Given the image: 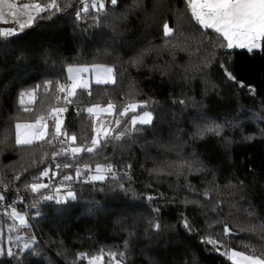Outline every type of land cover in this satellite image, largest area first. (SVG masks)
Returning a JSON list of instances; mask_svg holds the SVG:
<instances>
[{
  "label": "trees",
  "instance_id": "obj_1",
  "mask_svg": "<svg viewBox=\"0 0 264 264\" xmlns=\"http://www.w3.org/2000/svg\"><path fill=\"white\" fill-rule=\"evenodd\" d=\"M79 1L57 0L62 11L36 14L22 32L0 37V187L27 196L25 224L33 229L24 238L25 224L0 208V264H88L82 257L100 249L115 254L98 259L103 264H234L232 250L264 259V47H221L226 41L195 21L187 0H103L102 10L80 5L77 17ZM93 63L111 66L113 81L70 96L65 67ZM225 68L254 91L228 80ZM33 89L20 104L18 94ZM109 103L107 132L93 147L99 121L87 107ZM129 103L138 106L125 111ZM54 105L65 109L61 131L76 140L59 144L46 117L43 140L16 145L15 122L45 117ZM144 110L151 122L133 125ZM214 125L223 128L219 136L198 135ZM71 147L83 151H64ZM97 164L117 174L103 168L105 179L93 181ZM51 166L52 187L32 192ZM67 191L74 195L62 199Z\"/></svg>",
  "mask_w": 264,
  "mask_h": 264
},
{
  "label": "snow or ice",
  "instance_id": "obj_2",
  "mask_svg": "<svg viewBox=\"0 0 264 264\" xmlns=\"http://www.w3.org/2000/svg\"><path fill=\"white\" fill-rule=\"evenodd\" d=\"M112 5H117V0H111ZM9 14L12 16H15L16 13L13 11V9L16 8L15 4H8ZM88 4H85L82 11H88ZM92 8H95L97 10H102L105 8V4L103 0H93ZM187 7L191 10V16L197 21L200 25H202L204 28H210L214 29L216 33L220 34L223 37V40L226 41V45L221 44V47H227V48H233L234 46L245 48L247 47L249 52H252L254 49L264 47V0H187ZM25 9H31V11L28 13L27 20L23 22H19L18 26L19 28L23 29L26 26H31L34 23L35 14H40L42 12H45L48 9H54L55 11L59 12L62 11V9L57 4V0H49V2L45 5H41L40 3L36 2L31 5L25 4ZM4 15L3 10L0 9V17ZM77 17H79L80 12L78 11L76 13ZM163 32L165 36H168L172 33V28L169 27L167 23H164L163 25ZM15 35V29L13 28H7V29H0V37H4L5 40H7L8 37H13ZM6 46V45H5ZM142 56V53H141ZM140 57H137L139 59ZM135 62V61H134ZM96 75H97V83H103L108 80L112 79L111 68H106L102 66H94ZM223 67V65H221ZM86 69L81 67L76 69L75 71L80 73L84 72ZM73 69L69 68V72H72ZM225 75L227 76L228 80L235 82L238 84L241 88L247 87L249 91H254L252 85H245L242 80H238L235 75L231 71H228V69H224ZM70 79L72 80V83L68 86L69 95H73L76 88L80 86H87L86 84H81V78L79 76H71ZM50 83V82H46ZM60 90L63 91V86L60 87ZM33 90H28L25 92H20L18 95L20 97L19 103H24V98L27 96L31 98L34 93ZM67 99V98H66ZM180 103H184V101H180ZM136 103H129L125 111L127 109H136L137 108ZM99 106H93L89 107L87 111L89 113H92L94 111V108H97ZM113 105L109 103L107 105V108L111 110ZM65 109L59 108V109H52L53 113H60L63 112ZM123 114V113H122ZM44 119V117H37L35 123H20L17 122L15 124V144L16 145H29L32 144L34 140H43L45 135L47 134L46 124L42 123L41 121ZM152 119V114L150 112H144L142 116L137 117L135 115L132 116L131 123L133 125H136L137 121L139 120V123L141 124H149ZM54 135L56 137H60L62 135L67 136L66 133H62L61 131V121L58 118H54ZM119 124V121L116 122ZM24 130L23 132L21 130ZM107 132V129L104 130ZM128 131H131V129H128ZM223 131V128L221 125H214L212 127H205L203 130H200L198 132V135L203 137L204 133H214L215 135L219 136L221 132ZM264 131V130H262ZM123 132H117L116 138L119 139L121 136H123ZM67 139L69 141H75L76 137L74 135L67 136ZM246 139L251 140L252 137H246ZM230 143V141H226ZM93 147L98 144V140L95 136L92 137L91 141ZM93 147L87 148V152L91 153L93 151ZM65 152L70 151L73 154L81 153L83 149L81 147H71L70 149L65 148ZM53 155H56V153H53ZM65 167H68V165H65ZM87 167V165L85 166ZM109 169L111 168V165L107 166ZM104 166L101 164L96 165V175L91 176V180L93 181H102L105 179L103 175H100L99 173L103 170ZM48 170H44L40 173L41 176L47 175ZM77 174L79 175V170H77ZM65 179H68V177H65ZM32 192H36L38 189L45 188L46 186L42 183H33L29 185ZM117 188L120 190H123L125 192L129 191L128 188L125 187L123 184L117 185ZM135 195V193H132ZM74 194L71 191L67 192L68 197H72ZM205 195H208L206 192ZM0 199H5L4 196L0 195ZM45 199H52L51 196L45 197ZM148 199H152L149 197ZM12 214L14 218H17L19 220V223L21 225H24L26 223L25 218L20 215L16 209L12 210ZM184 227L186 229L191 230V226L187 219L184 220ZM154 228L159 229L160 225L159 223H155L152 225ZM228 229L225 228V232H227ZM207 244L215 245L217 242L212 239H206L205 241ZM127 242H125V247L127 248ZM24 249H28L29 245L24 244ZM219 250L218 248L216 249ZM4 250L0 249V253H3ZM36 255H39V253H35ZM7 255L12 256L13 258H16V253L12 252L11 249L7 250ZM115 255V254H111ZM121 256L124 255V253H120ZM231 256L234 259V264H264V259H261L255 255L248 256L244 255L243 253L236 252L235 250H232ZM98 259H102V257H93L92 260L89 261V264H96V261ZM17 264H22V260L18 259Z\"/></svg>",
  "mask_w": 264,
  "mask_h": 264
},
{
  "label": "rangeland",
  "instance_id": "obj_3",
  "mask_svg": "<svg viewBox=\"0 0 264 264\" xmlns=\"http://www.w3.org/2000/svg\"><path fill=\"white\" fill-rule=\"evenodd\" d=\"M8 4H15L16 5V8L13 9V11H15V13H16L15 16H12V15L9 14V9L7 7ZM25 4L31 5L30 3L19 4L15 0H0V9H2L3 10V13H4V15L2 17H0V29L13 28V29H15V33H16L17 32L16 31V26L18 25L17 21L23 22V21L27 20L28 13L31 11V9H25L24 8V5ZM33 15L35 16L36 14L33 13ZM261 48L254 49L253 51L260 50ZM229 49H244V50H248L247 47L240 48V47H236V46H234L233 48H229ZM94 66H102V67H106V68H111L112 69L111 66H109L107 64H102V63H93V64H71V65H67L65 67L66 78H67V81H66V84H65L66 91L69 93L68 86L72 83V80L70 79L71 76H79L81 78V84L82 85L83 84H86L87 85V86H80V87H88L91 83H97V75H96V71H95V67ZM81 67L85 68L86 70L84 72H80V73H78V72L75 71L76 69L81 68ZM69 68L73 69V71L72 72H69ZM111 76H112V79L111 80H108V81L103 82V83L112 82L113 81V74L112 73H111ZM93 106H97V105H91L89 107H93ZM56 107L57 108H62L63 106L62 105H54L51 108V110L54 109V108H56ZM89 107H87V109ZM129 110H133V109H129ZM108 112L111 113V110H109L107 108V106H99L97 108H94V111L92 112L93 116L95 117L94 120L95 121L96 120L99 121V122L96 121V123L94 124V126L96 128V131L97 132L99 131V133L100 132H103L104 129H107V126H104L103 125V123H105V122H104V119H103V116L102 115L104 113H108ZM144 112H148V111H145L144 110V111H142L140 113H136L134 115L137 116V117H140V116L143 115ZM49 113H51V112L49 111L46 114V116L44 117V119L41 121L42 123H44V124L45 123H48L46 121V117L49 115ZM99 117H100V119H98ZM58 119L61 121V125H62V119H60V118H58ZM17 122H20V123H32V121H27V120H22V121L20 120V121H17ZM17 122H15V124ZM33 122H36V120H34ZM137 122H139V120ZM54 123H55V121H54ZM15 124H14V132H13L14 140H15V132H16ZM21 131L23 132L24 130L22 129ZM45 131L47 133V126H46ZM35 141L36 140H34L33 142H35ZM41 183L46 186V183H44V182H41ZM67 192H65L62 195V199L68 198ZM18 213L20 215H22L25 218V220H26V217H25V215H24L23 212H18ZM27 221L29 222V220H27ZM22 234L24 235V238H29V239H32L33 238V229L30 227L29 223H27V224H25L23 226V233ZM231 252L228 253V255H229L230 259L234 261V259H236V258H233L231 256ZM113 264H121V262L118 261V260H115L113 262Z\"/></svg>",
  "mask_w": 264,
  "mask_h": 264
},
{
  "label": "built area",
  "instance_id": "obj_4",
  "mask_svg": "<svg viewBox=\"0 0 264 264\" xmlns=\"http://www.w3.org/2000/svg\"><path fill=\"white\" fill-rule=\"evenodd\" d=\"M92 0H83V1H79L78 2V10L77 12L81 11L80 9V5H82L84 7L85 4H88L89 7L92 4ZM80 6V7H79ZM88 7V9H89ZM67 9V8H65ZM24 30L19 28V26H16V31L17 32H22ZM56 109H59L56 107ZM54 118H63V113H53L51 111V113L47 116L48 120H52L54 121ZM62 133H66V131H62ZM67 134V133H66ZM63 140H58L59 144L61 145H67V136L62 135ZM103 138L102 133L97 134V140H101ZM108 166V165H107ZM104 168V172L109 175V176H115L117 174V170L115 168H113L111 166V168L109 169L108 167ZM55 172L56 169L54 166H51L49 168V172H48V181L46 182V189H50L52 187V181L51 179L55 177ZM0 195L4 196L5 199H0V208L4 209L8 214H12V210L16 209L17 212H23L25 214L26 219H30V216L28 214V211L31 209L32 205L29 203L27 196L21 191V190H15V189H11L8 190V188L5 187H0ZM110 252L108 250L105 249H100L98 252V255L96 257H103V256H110ZM82 259L84 261L89 262L90 260H92V258H86V257H82Z\"/></svg>",
  "mask_w": 264,
  "mask_h": 264
},
{
  "label": "water",
  "instance_id": "obj_5",
  "mask_svg": "<svg viewBox=\"0 0 264 264\" xmlns=\"http://www.w3.org/2000/svg\"><path fill=\"white\" fill-rule=\"evenodd\" d=\"M89 264V263H88ZM96 264H103L100 260L96 261Z\"/></svg>",
  "mask_w": 264,
  "mask_h": 264
},
{
  "label": "crops",
  "instance_id": "obj_6",
  "mask_svg": "<svg viewBox=\"0 0 264 264\" xmlns=\"http://www.w3.org/2000/svg\"><path fill=\"white\" fill-rule=\"evenodd\" d=\"M17 26H18V25H17ZM213 30H214V29H213ZM32 123H35V122L32 121Z\"/></svg>",
  "mask_w": 264,
  "mask_h": 264
}]
</instances>
